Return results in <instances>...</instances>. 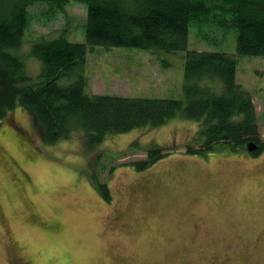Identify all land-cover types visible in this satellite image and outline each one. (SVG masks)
I'll list each match as a JSON object with an SVG mask.
<instances>
[{
	"label": "rangeland",
	"instance_id": "rangeland-1",
	"mask_svg": "<svg viewBox=\"0 0 264 264\" xmlns=\"http://www.w3.org/2000/svg\"><path fill=\"white\" fill-rule=\"evenodd\" d=\"M28 11L19 52L27 51L26 72L37 80L42 62L29 56L30 41L84 42L86 6L70 0L61 12L42 4ZM187 48L233 54L234 37L218 27L201 35L190 25ZM184 54L96 47L84 66L87 93L182 98ZM235 78L251 95L264 142V57H237ZM15 127L24 134L16 130L14 137ZM197 129V122L177 115L160 127L108 134L89 149L79 131L45 144L27 110L9 112L0 124V216L18 254L32 264H264V153L248 157L246 146L235 153L219 146L189 155ZM150 145L165 149L154 165L142 172L123 165L145 159ZM94 177L107 184L110 202L93 186ZM29 211L58 229L29 227ZM4 229L0 219V264H10Z\"/></svg>",
	"mask_w": 264,
	"mask_h": 264
},
{
	"label": "trees",
	"instance_id": "trees-1",
	"mask_svg": "<svg viewBox=\"0 0 264 264\" xmlns=\"http://www.w3.org/2000/svg\"><path fill=\"white\" fill-rule=\"evenodd\" d=\"M86 6L84 42L36 37L29 56L42 62L37 80L26 72L19 52L31 16L28 9L47 5L61 12L70 0H0V124L17 107L30 115L45 144L79 131L91 149L111 133L160 127L180 115L198 123L189 155L215 147L235 153L252 142L254 156L264 153L251 95L236 82L237 57H264V0H75ZM230 31L235 53L188 50L189 26ZM96 47H132L153 54L184 52L182 98H141L87 93L86 56ZM72 78L67 84L59 81ZM198 144L197 147H193ZM131 165L142 172L165 154L157 145ZM125 155V154H123ZM114 167L111 168L113 170ZM93 186L106 202V183Z\"/></svg>",
	"mask_w": 264,
	"mask_h": 264
},
{
	"label": "flooded vegetation",
	"instance_id": "flooded-vegetation-1",
	"mask_svg": "<svg viewBox=\"0 0 264 264\" xmlns=\"http://www.w3.org/2000/svg\"><path fill=\"white\" fill-rule=\"evenodd\" d=\"M16 130L18 132H22V130H20L19 128H16L15 127V130H12L14 131L13 133L15 135H13L14 137H19ZM24 134V133H23ZM245 148V147H244ZM245 150V149H244ZM257 151V149H255L254 151H250L248 152L247 150L244 151L245 153V156H254V153ZM252 152V153H251ZM3 154V151L0 149V162L4 164V161L1 159V155ZM12 160V159H10ZM15 163V161H11V164L13 165ZM2 164V165H3ZM6 164V163H5ZM21 173V172H20ZM21 180H24V181H28L29 178L24 176L22 177ZM31 206L29 203H27V209H30ZM0 219H1V226H2V229L5 228V226H7V221L4 219V217L0 216ZM27 225L31 228H36V229H44V231H54V230H57L58 229V224L57 222H54V221H42V219L40 218V216L38 215V213L36 211H29V214L27 215ZM42 227V228H41ZM5 230V229H4ZM48 232V233H50ZM8 232L5 230V235H7ZM7 237H9V235H7ZM8 242V246L10 248V252L8 254V260L10 261V264H32L29 260L25 261L19 254H18V250L16 248V246L14 245V241L11 237H9V239H7Z\"/></svg>",
	"mask_w": 264,
	"mask_h": 264
},
{
	"label": "water",
	"instance_id": "water-1",
	"mask_svg": "<svg viewBox=\"0 0 264 264\" xmlns=\"http://www.w3.org/2000/svg\"><path fill=\"white\" fill-rule=\"evenodd\" d=\"M246 148L248 151H254L257 148V146L254 143L250 142L247 144Z\"/></svg>",
	"mask_w": 264,
	"mask_h": 264
}]
</instances>
